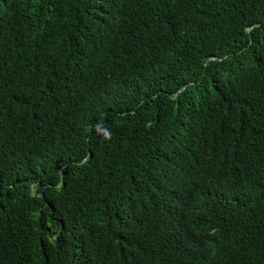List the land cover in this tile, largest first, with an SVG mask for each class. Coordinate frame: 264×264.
I'll return each instance as SVG.
<instances>
[{"label": "trees", "instance_id": "trees-1", "mask_svg": "<svg viewBox=\"0 0 264 264\" xmlns=\"http://www.w3.org/2000/svg\"><path fill=\"white\" fill-rule=\"evenodd\" d=\"M0 264H264V0H0Z\"/></svg>", "mask_w": 264, "mask_h": 264}]
</instances>
